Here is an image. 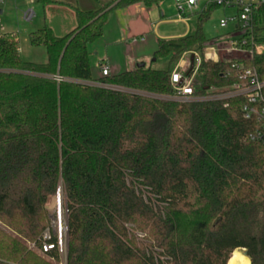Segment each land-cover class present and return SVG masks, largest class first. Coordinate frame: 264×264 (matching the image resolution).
<instances>
[{"label":"trees","instance_id":"16d2710c","mask_svg":"<svg viewBox=\"0 0 264 264\" xmlns=\"http://www.w3.org/2000/svg\"><path fill=\"white\" fill-rule=\"evenodd\" d=\"M163 1L79 11L61 37L45 25L29 35L46 50L43 64L22 59L16 34L0 33V223L12 232L0 228V264H54L26 242L42 250L60 184L66 264H228L238 249L264 264V139L251 140L259 122L245 117L243 95L182 102L171 82L185 54L203 56V23L220 7L195 12L193 34L157 40L153 62L168 59V69L93 77L90 46L110 14ZM254 24L264 34V6ZM247 66L264 80V56ZM198 76L202 97L239 82L231 64L203 61ZM50 243L46 256L61 261L57 238Z\"/></svg>","mask_w":264,"mask_h":264},{"label":"rangeland","instance_id":"374dc122","mask_svg":"<svg viewBox=\"0 0 264 264\" xmlns=\"http://www.w3.org/2000/svg\"><path fill=\"white\" fill-rule=\"evenodd\" d=\"M199 1H200L199 12H201L206 8L207 0H199ZM106 2H108V0L105 1L102 0L98 8L104 6L103 4H106ZM148 9L152 11L151 15H152V20H154V22H158L161 13L165 15L166 22L162 23L159 26L158 32L156 33L157 37H155L152 34V36H149L147 38V42H145L146 44L139 42V46L136 45L130 46L132 47L130 55L131 56L136 55V57L147 56V58L150 59V63H148L147 68H150V66H152V68L156 70H166L169 68L168 59H162L157 62H153L152 55L155 48H157L156 45L157 39L183 34L186 33L188 30H189L188 34H193L197 30V17L196 15L193 14H185L182 17L170 0H164L163 5L160 6V8L154 6ZM29 10L35 12V17L32 20L28 21L25 18L24 14ZM0 11L2 12L0 14V33H15L18 37V41L20 44V50H21L20 54L22 59L37 64L45 63L47 60V55L44 47L34 46L31 44L29 37L31 32H34L38 29H42L45 25H47L53 28L56 36L61 37L69 33L75 27H77V19L75 15H73V17L72 15H61V14H57L54 16L51 15L44 16L39 0H32V3L30 0H3V3L0 5ZM235 12L236 9H225L223 7L216 8L212 11L209 19H207L202 26V31L209 42H212L215 39L227 33L228 29L221 28L219 22L221 19L225 17L228 18L232 17L233 15H235ZM131 18L135 19V16H130V15L126 16V15H122L121 13L109 16L108 21L104 26L103 37L99 41H97L96 43L90 46V52L92 54L91 64L93 69L95 68L94 60L96 59L98 60L99 58L102 57L104 58L106 55L108 57L116 56L119 59L122 57L126 59L125 55L122 53L123 52L122 47L119 49V51L117 49L115 50V48L117 46L119 47L122 44L127 46L126 43H119L118 40H120L121 35H123L122 28L124 29L128 21L132 22L133 19ZM181 19H184L185 22H181ZM231 28L232 26L229 27V30ZM106 49H109L108 50L109 52L106 53ZM129 60H130L129 58L126 59V61ZM172 68H176V67L172 66ZM111 75H113L112 70L109 76ZM200 85H201V79L198 75H196L194 78V87L198 89ZM59 192H60L61 206H59V201H58ZM60 207L62 214L60 219L64 223L66 221V210H65V197L63 194L62 184L59 185L56 196L53 199H51V201L47 205L48 219L50 223H49V228L44 232V234L50 231L51 235H53V231H54L56 233L55 234L56 237H58L57 224L59 219ZM0 228L3 229L5 232L12 234L11 230L6 226H4L2 223H0ZM59 241L61 244V252H60L61 261L59 262L50 260L46 256V254L42 253L40 248H38L34 243L26 242V245L30 251L36 253L38 256L42 257L45 260L51 261L54 264H66V258H67L66 232L63 233ZM242 253L244 254V252Z\"/></svg>","mask_w":264,"mask_h":264},{"label":"built area","instance_id":"2783aa9c","mask_svg":"<svg viewBox=\"0 0 264 264\" xmlns=\"http://www.w3.org/2000/svg\"><path fill=\"white\" fill-rule=\"evenodd\" d=\"M178 13L183 17L185 14H194L199 11V0H170ZM3 0H0V5ZM214 4L225 9H236L235 15L225 17L220 20V27L228 29L227 33L208 42L205 46L203 56L197 53L192 55L185 54L180 63L176 66L171 75L175 99L178 101H198V100H222L229 97L243 95L247 104L243 108V113L247 119L256 117L260 128L252 135V141L264 139V80H261L255 68L247 66L256 56H264V34L259 37L255 32V14L264 6V0H207V4ZM25 18L32 20V13H26ZM232 28L229 30V27ZM259 39H262L259 41ZM194 58L192 63L191 58ZM231 64L236 69L239 82L234 85L229 92L214 94V89L208 95L202 97L197 95L194 87V78L198 75L199 67L202 62ZM102 76L110 74L109 66L103 62L99 64ZM189 71H192L189 73ZM60 82L61 78L56 77ZM58 237L53 231L46 232L43 237L41 252L47 254L55 249L50 243L52 237L57 238V248L61 252V239L64 232L67 233L66 221L63 223L61 218V207L59 209ZM67 219V211H66ZM56 225V224H55ZM142 238V234L137 235Z\"/></svg>","mask_w":264,"mask_h":264},{"label":"crops","instance_id":"0c3cea01","mask_svg":"<svg viewBox=\"0 0 264 264\" xmlns=\"http://www.w3.org/2000/svg\"><path fill=\"white\" fill-rule=\"evenodd\" d=\"M30 1L32 3V0H30ZM52 1L54 3L50 4L46 7H44V5L39 1L40 5L42 7V12H43L44 16L45 15L54 16L57 14H61V15H72V17H73V15H75V17H76V15L79 11H90V10L98 9L102 0H52ZM110 1H112V0H108V2H106V4L109 3ZM163 2L160 5H158L157 7L160 8V6L163 5ZM106 4H103V5H106ZM1 13L2 12H0V14ZM26 13H32L33 18L35 17V12L32 10H29ZM118 13H121L122 15H126V16L127 15L135 16V19L131 18V19H133L132 22L128 21L126 26L124 27V29L122 28L123 35H121L120 40H118L119 43H126L127 46L122 44L119 47L117 46L115 48V50L117 49L119 51V49L122 47V49H123L122 53L125 55L126 59L129 58L130 60L126 61V59L123 57L119 59L116 56L115 57L114 56L108 57L107 55L104 58L102 57V58H99L98 60L97 59L94 60V64H95V68L93 69L94 79H98L101 77V70L99 71L100 68H98L99 64L101 62H103L105 64H107V62H108L107 65L109 66V69L111 68V70L113 71V75L119 74V73L124 72V71L133 70L134 68H137L140 65H144L147 67L148 63H150V59L147 58V56H143V57H140V56L136 57V55L131 56L130 53H131L132 47H130V46H134V45L139 46V42L146 44L145 42H147V38L149 36H152V34L155 37H157L156 33L158 32L159 26L162 23L166 22L165 15L163 13H161L160 19L158 20V22H154V20H152V15H151L152 11L150 9L146 8L142 3L132 5L128 8L117 9V10L113 11L110 15H115ZM181 22H185L184 19H181ZM49 27H51V26H49ZM52 30H53V28H52ZM188 33H189V30L183 34H179L176 36H168V37L160 38V39L161 40H167V39L181 38V37H185L187 35H190ZM152 49H153V47H152ZM108 50L109 49H106V53L109 52ZM155 50H156V48H155ZM20 52H21V50H20ZM153 54H154V52H153ZM97 69H98V71H97ZM111 70H110V72H111Z\"/></svg>","mask_w":264,"mask_h":264},{"label":"bare ground","instance_id":"6f19581e","mask_svg":"<svg viewBox=\"0 0 264 264\" xmlns=\"http://www.w3.org/2000/svg\"><path fill=\"white\" fill-rule=\"evenodd\" d=\"M228 264H251V262L250 259L241 252V250H237L232 254Z\"/></svg>","mask_w":264,"mask_h":264},{"label":"water","instance_id":"95a60500","mask_svg":"<svg viewBox=\"0 0 264 264\" xmlns=\"http://www.w3.org/2000/svg\"><path fill=\"white\" fill-rule=\"evenodd\" d=\"M0 12H1V11H0ZM191 61H192V63H193V61H194V58H193V57L191 58ZM140 66L143 67L144 65H140ZM58 198H59V199H58V201H59V206H61V204H60V201H61V200H60V192H59ZM238 250H241L242 252H244V255L247 256V255H246V251H245L244 249H238Z\"/></svg>","mask_w":264,"mask_h":264}]
</instances>
